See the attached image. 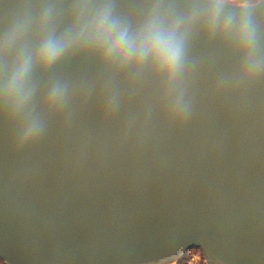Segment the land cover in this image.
I'll list each match as a JSON object with an SVG mask.
<instances>
[{
    "label": "water",
    "instance_id": "obj_1",
    "mask_svg": "<svg viewBox=\"0 0 264 264\" xmlns=\"http://www.w3.org/2000/svg\"><path fill=\"white\" fill-rule=\"evenodd\" d=\"M192 247L264 264V0H0V259Z\"/></svg>",
    "mask_w": 264,
    "mask_h": 264
},
{
    "label": "clouds",
    "instance_id": "obj_2",
    "mask_svg": "<svg viewBox=\"0 0 264 264\" xmlns=\"http://www.w3.org/2000/svg\"><path fill=\"white\" fill-rule=\"evenodd\" d=\"M221 2H224V0H221ZM227 3H231V4H236V5H240V6H246L248 5L249 3L252 2V0H226ZM114 49L118 47V43L116 45L113 46ZM47 55H49L50 57L51 56H54L55 53L54 52H49L47 53ZM175 53H172L168 59L170 62L174 63L175 62ZM185 264H190V262H185Z\"/></svg>",
    "mask_w": 264,
    "mask_h": 264
},
{
    "label": "built area",
    "instance_id": "obj_3",
    "mask_svg": "<svg viewBox=\"0 0 264 264\" xmlns=\"http://www.w3.org/2000/svg\"><path fill=\"white\" fill-rule=\"evenodd\" d=\"M190 262V264H205V261H208L207 258L200 252L198 254H186L185 259L181 264H185V262ZM209 264V263H208Z\"/></svg>",
    "mask_w": 264,
    "mask_h": 264
},
{
    "label": "rangeland",
    "instance_id": "obj_4",
    "mask_svg": "<svg viewBox=\"0 0 264 264\" xmlns=\"http://www.w3.org/2000/svg\"><path fill=\"white\" fill-rule=\"evenodd\" d=\"M191 253L198 254V253H200V250L196 247H192L186 252V254H191Z\"/></svg>",
    "mask_w": 264,
    "mask_h": 264
},
{
    "label": "trees",
    "instance_id": "obj_5",
    "mask_svg": "<svg viewBox=\"0 0 264 264\" xmlns=\"http://www.w3.org/2000/svg\"><path fill=\"white\" fill-rule=\"evenodd\" d=\"M185 259V254H183L182 256H180L178 258V264H181ZM0 264H6L2 259H0Z\"/></svg>",
    "mask_w": 264,
    "mask_h": 264
},
{
    "label": "snow or ice",
    "instance_id": "obj_6",
    "mask_svg": "<svg viewBox=\"0 0 264 264\" xmlns=\"http://www.w3.org/2000/svg\"><path fill=\"white\" fill-rule=\"evenodd\" d=\"M188 243H198L197 241H189ZM0 255H3L2 253H0ZM208 256L211 260H213V257L208 253ZM162 264H167L166 261H162ZM205 264H208V261H205Z\"/></svg>",
    "mask_w": 264,
    "mask_h": 264
},
{
    "label": "crops",
    "instance_id": "obj_7",
    "mask_svg": "<svg viewBox=\"0 0 264 264\" xmlns=\"http://www.w3.org/2000/svg\"><path fill=\"white\" fill-rule=\"evenodd\" d=\"M200 252H201V251H200ZM178 258H179V257L174 258L173 260L167 262V264H178Z\"/></svg>",
    "mask_w": 264,
    "mask_h": 264
}]
</instances>
